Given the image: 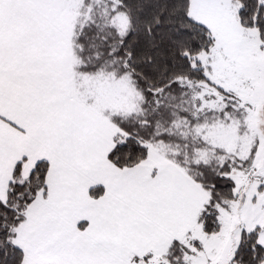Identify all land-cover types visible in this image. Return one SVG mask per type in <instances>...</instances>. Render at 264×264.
Returning a JSON list of instances; mask_svg holds the SVG:
<instances>
[{"label":"snow or ice","instance_id":"1","mask_svg":"<svg viewBox=\"0 0 264 264\" xmlns=\"http://www.w3.org/2000/svg\"><path fill=\"white\" fill-rule=\"evenodd\" d=\"M0 264H264V0H0Z\"/></svg>","mask_w":264,"mask_h":264}]
</instances>
